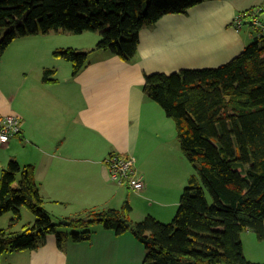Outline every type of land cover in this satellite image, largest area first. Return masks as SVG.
Segmentation results:
<instances>
[{
	"label": "crops",
	"instance_id": "obj_1",
	"mask_svg": "<svg viewBox=\"0 0 264 264\" xmlns=\"http://www.w3.org/2000/svg\"><path fill=\"white\" fill-rule=\"evenodd\" d=\"M254 6L262 7L264 24V0H202L185 13L163 15L139 31L130 60L95 51L78 75L52 57L35 60L41 46H7L0 61V115L19 116L21 131L0 147V173L10 159L33 166L53 220L117 209L127 201L133 221L147 215L163 221L173 213L180 170L172 123L144 93V75L228 62L257 36L250 24L238 31L231 24L235 13ZM42 47L49 55L54 49ZM44 69L53 70L46 81ZM112 152L133 156L142 189L108 177L104 160ZM90 230L89 241L67 240L58 248L49 235L35 250L3 254L0 264L142 263L145 248L130 232L115 234L100 224ZM240 238L245 259L264 264V238L248 230Z\"/></svg>",
	"mask_w": 264,
	"mask_h": 264
},
{
	"label": "trees",
	"instance_id": "obj_2",
	"mask_svg": "<svg viewBox=\"0 0 264 264\" xmlns=\"http://www.w3.org/2000/svg\"><path fill=\"white\" fill-rule=\"evenodd\" d=\"M201 1L0 0V61L15 37L57 28L100 35L88 51H53L72 63V75L86 66L94 50L108 49L130 60L142 28ZM51 73L44 69L43 81ZM142 89L173 120L180 151L195 170L172 220L147 215L135 222L124 201L117 209L87 210L67 218L75 231H58L61 223L43 208L33 166L10 159L0 173V216L12 212L8 226L0 229V256L35 250L49 235L58 248L67 240L86 242L90 227L100 224L115 234L130 232L141 242V264H251L240 235L248 230L264 238V35L216 67L145 74ZM23 206L34 221L12 231Z\"/></svg>",
	"mask_w": 264,
	"mask_h": 264
},
{
	"label": "rangeland",
	"instance_id": "obj_3",
	"mask_svg": "<svg viewBox=\"0 0 264 264\" xmlns=\"http://www.w3.org/2000/svg\"><path fill=\"white\" fill-rule=\"evenodd\" d=\"M100 40V35L98 32H93V31H89V30H85L82 31L80 33H74V32H69V31H64L61 28H57V29H51L49 30L47 33L45 34H34V35H26V36H18L15 37L9 45H21L26 43L29 46H41L38 50V57H35V60H42V62H46L45 60L48 58H53L58 60L60 63H62L64 66H70L71 67V72H72V63L70 61L65 60L62 57H55L53 55V51L54 50H62V49H68V48H72V49H76L79 51H88L92 48H94L96 46V44L98 43V41ZM54 46L53 51L51 52V54L49 55V53L45 52V50L43 49L42 46H47V45H51ZM8 45V46H9ZM95 51H106L105 55L106 56H111L110 50H94L89 52H95ZM101 53V52H100ZM88 54L87 56V63H89V61H91V56ZM104 58V56H102ZM102 57L100 58V60L102 59ZM29 59H33V57L31 55H28ZM51 58V59H52ZM94 60V58H93ZM84 68V67H83ZM82 68V69H83ZM76 72L75 75H78L81 70ZM170 119L171 123H172V131H173V143H174V154L176 155V158L178 160V164L179 167L178 169L180 170V173H178V178H180V187H178V192L176 193V196L173 197L174 200V204L171 205V210H172V214L169 215V217H167L166 219H164L161 222H169L172 220V217L174 216L176 210H177V206H178V197L180 196L183 188L187 185L188 182V178L191 174L194 173V169L191 166V164L189 163V161L186 159V157H184L180 151V147H179V143L177 140V135H176V130H175V124L173 122V120L171 118ZM177 200V201H176ZM12 212H6L3 215L0 216V229H4L8 226L9 224V219L12 217ZM55 220V219H54ZM53 220V221H54ZM34 221V216L33 214L25 207H21V218L14 224V226L12 227V231L15 232H19L20 230H22V228L25 225H30L32 224ZM60 222L61 220H55L54 222ZM58 231L70 234L72 232H74L75 230H73L72 228H70L68 225H65L63 223H61L58 227H57ZM246 245L249 246V242H246ZM249 249H253V248H249ZM248 249H246L247 251Z\"/></svg>",
	"mask_w": 264,
	"mask_h": 264
},
{
	"label": "built area",
	"instance_id": "obj_4",
	"mask_svg": "<svg viewBox=\"0 0 264 264\" xmlns=\"http://www.w3.org/2000/svg\"><path fill=\"white\" fill-rule=\"evenodd\" d=\"M261 11V6H254L235 13L231 20L235 31H238L245 24H250L255 27L257 36L264 35V24L259 18ZM20 131L21 119L19 116L13 113L0 115V147L4 146L11 137L19 134ZM104 163L106 173L111 180L124 184L133 190L143 188V181L137 174L132 155L112 152L107 155Z\"/></svg>",
	"mask_w": 264,
	"mask_h": 264
},
{
	"label": "water",
	"instance_id": "obj_5",
	"mask_svg": "<svg viewBox=\"0 0 264 264\" xmlns=\"http://www.w3.org/2000/svg\"><path fill=\"white\" fill-rule=\"evenodd\" d=\"M61 223L67 225L68 224V221L67 220H62Z\"/></svg>",
	"mask_w": 264,
	"mask_h": 264
}]
</instances>
